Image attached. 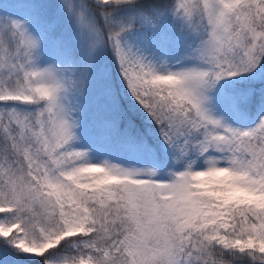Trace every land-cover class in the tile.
<instances>
[{
  "label": "snow or ice",
  "instance_id": "1",
  "mask_svg": "<svg viewBox=\"0 0 264 264\" xmlns=\"http://www.w3.org/2000/svg\"><path fill=\"white\" fill-rule=\"evenodd\" d=\"M0 264H264V0H2Z\"/></svg>",
  "mask_w": 264,
  "mask_h": 264
},
{
  "label": "trees",
  "instance_id": "2",
  "mask_svg": "<svg viewBox=\"0 0 264 264\" xmlns=\"http://www.w3.org/2000/svg\"><path fill=\"white\" fill-rule=\"evenodd\" d=\"M0 2H2V0H0Z\"/></svg>",
  "mask_w": 264,
  "mask_h": 264
}]
</instances>
